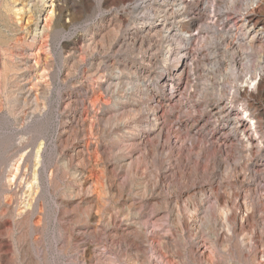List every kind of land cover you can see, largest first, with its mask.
<instances>
[{
    "label": "rangeland",
    "instance_id": "rangeland-1",
    "mask_svg": "<svg viewBox=\"0 0 264 264\" xmlns=\"http://www.w3.org/2000/svg\"><path fill=\"white\" fill-rule=\"evenodd\" d=\"M223 4L226 9L230 0ZM196 8L191 4L189 12L195 13V27L204 35L190 78L194 93L210 98L222 81L225 94L234 90L230 86L236 87V105L254 102L257 93L237 88L254 75L259 54L251 53L249 67L231 74L227 64L238 51L213 27L209 14ZM159 10L154 0H0V264H96L95 255L100 253L108 261L112 258L111 248L93 241V255L84 262L83 247L73 237L76 230L89 229L84 216L89 204L77 206L72 198L82 171L94 190L103 185L99 207L106 212L134 201L144 219L152 213L150 204L140 206L137 200L141 179L137 176L130 184L125 169H115L116 186L124 196L118 199L115 187L107 190L109 176L102 163L104 156L111 165L129 156L125 126L119 120L124 118L115 106L124 101L144 103L149 92L137 87V76H147L155 84L159 73L172 66L166 59L168 39L146 37L133 29L139 21L155 18ZM246 10L249 24L263 30L264 0ZM180 40L175 38L172 46ZM139 67H146L149 74L139 75ZM259 88L264 91V78ZM169 91L167 86L164 93ZM104 110L109 113L98 120ZM186 202L184 195L182 208ZM162 225L163 233L167 226Z\"/></svg>",
    "mask_w": 264,
    "mask_h": 264
},
{
    "label": "bare ground",
    "instance_id": "bare-ground-1",
    "mask_svg": "<svg viewBox=\"0 0 264 264\" xmlns=\"http://www.w3.org/2000/svg\"><path fill=\"white\" fill-rule=\"evenodd\" d=\"M154 1L159 14L139 21L134 33L168 39L166 59L172 60V66L159 73L155 84L147 76H137V87L149 92L144 103L124 101L115 106L124 118L119 120L125 126L129 156L114 165L104 156L102 163V171L109 176L107 190L115 187L118 199L124 196L116 186L115 169H125L130 184L137 176L141 179L137 200L140 206L151 205L153 223L147 221L150 216L144 219L141 208L135 209L134 201L114 212L99 207L103 185L100 191L94 190L82 171L79 190L72 197L77 206L89 204L84 211L89 229L73 234L83 247L81 258L91 259L95 241L112 250L111 261L100 253L95 255L96 264H264V110L260 108L264 91L259 88L264 78V29L249 24L246 13L259 0H230L226 9L224 0ZM193 3L195 11L209 14L213 27L238 51L227 64L231 74L249 67L251 53L259 54L254 75L237 88L257 93L254 102L236 105V87L230 86L234 90L225 94L222 90L227 86L222 81L210 98L194 93L190 78L204 30L195 27L196 15L189 12ZM179 37L180 44L172 46ZM147 72L146 67L138 69L139 75ZM115 79L116 85L119 77ZM167 86L168 94L164 93ZM108 113L104 110L97 119L103 120ZM184 195L187 202L182 208ZM126 199L130 201V193ZM60 206L64 208L65 203ZM162 224L167 226L163 233Z\"/></svg>",
    "mask_w": 264,
    "mask_h": 264
}]
</instances>
